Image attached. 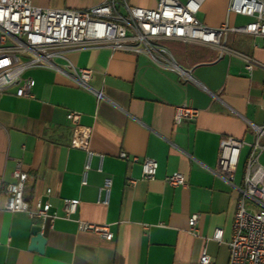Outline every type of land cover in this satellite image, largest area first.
Returning a JSON list of instances; mask_svg holds the SVG:
<instances>
[{"label": "crops", "instance_id": "obj_1", "mask_svg": "<svg viewBox=\"0 0 264 264\" xmlns=\"http://www.w3.org/2000/svg\"><path fill=\"white\" fill-rule=\"evenodd\" d=\"M105 0H30L43 8H84ZM154 8L158 0H117ZM184 2L185 0H179ZM229 0H203L196 17L205 25H241L250 17L228 12ZM119 11L124 12L119 7ZM220 46L179 40L163 41L176 62L192 76L186 79L154 63L145 54L107 47L65 53L78 68H89L88 86H79L64 72L31 67L29 97L15 87L0 93V178L13 181L17 162L28 173L23 197L31 209L48 204L41 234L43 252L30 250L31 220L24 212H8L0 197V264H200L206 251L212 264H227L228 243L242 185L249 146L243 145L229 185L215 176L219 140L231 135L249 143L251 125L264 123V39L250 33L227 32ZM14 60V56H9ZM257 63L244 68L246 59ZM66 72V73H65ZM198 109L191 121L174 124L177 105ZM69 111L80 113L90 128L92 152L85 183L87 154L71 147ZM124 151L137 161L122 159ZM153 158V179H144L141 161ZM264 165V151L258 157ZM181 172L186 184L170 186L165 177ZM111 180L107 204L99 187ZM133 180V182H130ZM66 199H78L77 210L65 217ZM197 214L194 229L189 219ZM77 220L107 224L110 239L78 229ZM221 228L220 241L212 239Z\"/></svg>", "mask_w": 264, "mask_h": 264}, {"label": "built area", "instance_id": "obj_2", "mask_svg": "<svg viewBox=\"0 0 264 264\" xmlns=\"http://www.w3.org/2000/svg\"><path fill=\"white\" fill-rule=\"evenodd\" d=\"M203 0H158L154 8L131 6L117 0H105L84 8H43L33 5L30 0H0V93L14 86L15 95L29 97L31 80L23 77V72L31 67H44L64 72L58 61L65 62L67 74L79 86L90 90L97 99L102 98L99 90L91 89L88 80L89 68L73 66L65 56L67 51L107 47L113 51L125 50L145 54L157 65L191 79L190 72L182 68L170 50L160 44L167 40H179L210 47L220 46V37L227 32L250 33L264 39V0H229L228 12L251 18L245 24L210 27L203 24L196 12ZM119 7L124 12L119 11ZM9 56H14L11 60ZM257 63L246 59L244 68L251 70ZM66 73V72H65ZM198 115V109L183 103L175 106L173 121H191ZM66 118L71 124L70 146L82 149L87 154L82 183L92 152L88 149L90 128L80 124V113L69 111ZM253 139L246 143L231 136L219 140L216 165L212 169L215 176L229 185L238 164L243 145L249 146L246 157L242 185L236 187V205L232 224V236L228 243L227 264H264V165L258 160L264 151V123L251 125ZM119 157L128 159L121 151ZM130 161L138 160L136 156ZM158 163L153 158L141 161L144 179H153ZM13 181L2 187L0 197L5 196L3 208L8 212H24L31 220H36L40 229L47 218L48 204L37 201L31 209L23 197V189L28 173L17 162L11 173ZM170 186H184L185 177L181 172H172L165 177ZM133 182V180H130ZM111 180L106 177L99 187V202L108 203ZM78 199H66L65 217L73 214L78 207ZM197 214L189 219L190 229H194ZM78 229L96 233L110 239L112 233L107 224H96L77 220ZM222 230L215 228L212 239L220 241ZM200 264H212L211 256L202 251Z\"/></svg>", "mask_w": 264, "mask_h": 264}, {"label": "water", "instance_id": "obj_3", "mask_svg": "<svg viewBox=\"0 0 264 264\" xmlns=\"http://www.w3.org/2000/svg\"><path fill=\"white\" fill-rule=\"evenodd\" d=\"M32 237L28 248L33 251L43 252V247L45 243V237L40 232V227L38 225H33L31 227Z\"/></svg>", "mask_w": 264, "mask_h": 264}, {"label": "rangeland", "instance_id": "obj_4", "mask_svg": "<svg viewBox=\"0 0 264 264\" xmlns=\"http://www.w3.org/2000/svg\"><path fill=\"white\" fill-rule=\"evenodd\" d=\"M160 44H163V42H160Z\"/></svg>", "mask_w": 264, "mask_h": 264}]
</instances>
